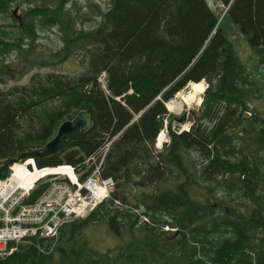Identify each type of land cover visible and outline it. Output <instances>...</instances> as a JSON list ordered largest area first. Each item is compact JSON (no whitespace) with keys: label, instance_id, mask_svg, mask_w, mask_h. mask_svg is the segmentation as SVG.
<instances>
[{"label":"trees","instance_id":"1","mask_svg":"<svg viewBox=\"0 0 264 264\" xmlns=\"http://www.w3.org/2000/svg\"><path fill=\"white\" fill-rule=\"evenodd\" d=\"M20 1L23 25L0 26V179L28 158L84 176L110 143L100 172L115 187L86 217L27 238L0 264H264L263 85L230 38L232 29L244 37L264 78V0H108L87 10L76 0H0V17ZM202 80L191 127L177 133L185 112L165 102ZM83 110L87 130L34 152ZM100 222L117 241L106 251L87 233Z\"/></svg>","mask_w":264,"mask_h":264},{"label":"built area","instance_id":"2","mask_svg":"<svg viewBox=\"0 0 264 264\" xmlns=\"http://www.w3.org/2000/svg\"><path fill=\"white\" fill-rule=\"evenodd\" d=\"M102 161L103 157L82 184L66 174L71 170L70 166H63V172L56 168L58 172L50 185L31 204L23 202L29 197L32 187L29 180L35 170L30 171L26 163L13 167L11 176L0 180V257L13 251L7 249L9 241L54 236L62 224L84 216L106 197L113 182L100 178ZM63 175L67 178L61 179Z\"/></svg>","mask_w":264,"mask_h":264},{"label":"rangeland","instance_id":"3","mask_svg":"<svg viewBox=\"0 0 264 264\" xmlns=\"http://www.w3.org/2000/svg\"><path fill=\"white\" fill-rule=\"evenodd\" d=\"M108 0H76V4H80L82 7H86L85 9L87 10V5L91 2L93 3H97L99 5L101 4H107ZM208 2V4H210L213 7H217L218 6V2L217 0H206ZM24 2L20 1L18 4V12L19 15L22 16V8L25 5H22ZM73 4V3H72ZM70 3V9H72L73 11L75 10V8L73 7ZM14 22H12V20L10 18H5V17H0V26H5V30H9V27L11 25H13ZM17 25V23H15ZM88 24H85V26H87ZM232 34L230 35L231 38V42L233 43V47L234 50L236 52V54L238 55V57L240 58V60L243 62V64H245V66L247 67L248 71L250 72V74L253 76V78H255L256 81H258L259 83H262L263 87V92H264V78H259L258 74H259V67L257 65L256 60L254 59V57L251 55V51L249 49L248 43L247 41L244 39V37L240 34H238L236 32L235 29H232ZM51 31H45L44 34H50ZM49 42V41H48ZM47 44V43H45ZM59 70L61 72H71V71H64V65H62L60 67ZM29 76H26L24 79L21 80V82H26ZM98 82L100 83V79L98 78ZM13 82L8 83V85H11ZM204 87H206L204 82H201ZM191 84L190 83L189 86L180 91L179 95L176 99L177 103L181 105V109L180 110H175L172 108V110L175 112V115L179 116L182 113L185 112V118H184V123L182 124V126H185L186 124H190L191 122V111L196 110V108L199 105V100L202 97V93H196L194 91H192V94L190 96L189 93L191 92ZM196 93V94H195ZM195 95V96H194ZM182 103V104H181ZM263 104H264V99H263ZM246 114L249 115V112H246ZM177 122H174L172 124L173 128H177ZM167 133V132H166ZM166 137V143L168 141L167 139V134H165ZM165 143L162 144L161 147L156 146V142H155V148L157 149H162ZM89 234V241L91 246L98 250V251H106L108 248H112L117 241H115V239L110 235L108 228L106 226V224L104 222H100L94 226H92L88 232Z\"/></svg>","mask_w":264,"mask_h":264},{"label":"water","instance_id":"4","mask_svg":"<svg viewBox=\"0 0 264 264\" xmlns=\"http://www.w3.org/2000/svg\"><path fill=\"white\" fill-rule=\"evenodd\" d=\"M15 14V12H13ZM20 24L22 20L19 18ZM79 126L81 131L87 130L91 126V120L89 118V113L86 110L79 112L73 120H67L60 124L56 135L46 142V144L39 150L36 151H50L56 148L57 144L62 140L63 136L68 133L74 127Z\"/></svg>","mask_w":264,"mask_h":264},{"label":"bare ground","instance_id":"5","mask_svg":"<svg viewBox=\"0 0 264 264\" xmlns=\"http://www.w3.org/2000/svg\"><path fill=\"white\" fill-rule=\"evenodd\" d=\"M192 91L196 92V93H202L204 92V85L200 82V83H193L191 84V92L189 93L188 96H190L192 94ZM195 93V94H196ZM195 96V95H194ZM182 104V103H181ZM173 109L175 110H180L181 109V105L180 104H174V106H172ZM117 136H114L112 139L116 138ZM163 143H166V137H164L163 133H160L157 141H156V146L161 147ZM56 170V169H55ZM48 170H42V171H35L31 178H30V182H35L38 178L43 176L44 172H47ZM50 171V170H49ZM59 171L63 172L65 171L63 166L59 167ZM58 171L56 170L55 172H52L53 174L57 173ZM66 174L71 177V173L68 171L66 172Z\"/></svg>","mask_w":264,"mask_h":264}]
</instances>
